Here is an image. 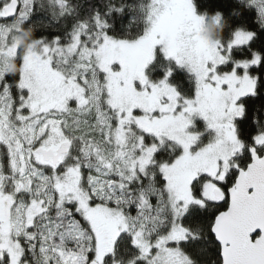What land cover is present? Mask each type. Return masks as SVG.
<instances>
[{
	"label": "snow or ice",
	"instance_id": "snow-or-ice-1",
	"mask_svg": "<svg viewBox=\"0 0 264 264\" xmlns=\"http://www.w3.org/2000/svg\"><path fill=\"white\" fill-rule=\"evenodd\" d=\"M0 264H264V0H0Z\"/></svg>",
	"mask_w": 264,
	"mask_h": 264
},
{
	"label": "clouds",
	"instance_id": "clouds-1",
	"mask_svg": "<svg viewBox=\"0 0 264 264\" xmlns=\"http://www.w3.org/2000/svg\"><path fill=\"white\" fill-rule=\"evenodd\" d=\"M26 35H28V34L26 33ZM206 35L211 36L213 39H215V38H219V35H220V34H219V32L217 31L216 25H212V26L208 29V31L206 32ZM23 43L27 44V41L24 40ZM13 70H15V69H14V66H13Z\"/></svg>",
	"mask_w": 264,
	"mask_h": 264
},
{
	"label": "trees",
	"instance_id": "trees-1",
	"mask_svg": "<svg viewBox=\"0 0 264 264\" xmlns=\"http://www.w3.org/2000/svg\"><path fill=\"white\" fill-rule=\"evenodd\" d=\"M212 25H215V24H213V23L210 22V23L208 24V29H209ZM216 28H217V26H216ZM210 37H211V36H210ZM211 38H212V37H211ZM23 41H24V40H22V43H23Z\"/></svg>",
	"mask_w": 264,
	"mask_h": 264
},
{
	"label": "rangeland",
	"instance_id": "rangeland-1",
	"mask_svg": "<svg viewBox=\"0 0 264 264\" xmlns=\"http://www.w3.org/2000/svg\"><path fill=\"white\" fill-rule=\"evenodd\" d=\"M207 31H208V26H207ZM209 38H211L210 36H208Z\"/></svg>",
	"mask_w": 264,
	"mask_h": 264
}]
</instances>
